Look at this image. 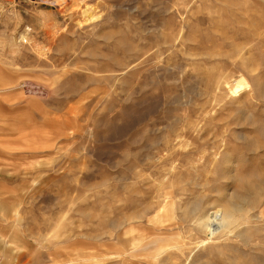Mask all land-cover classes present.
I'll return each instance as SVG.
<instances>
[{
	"label": "rangeland",
	"instance_id": "obj_1",
	"mask_svg": "<svg viewBox=\"0 0 264 264\" xmlns=\"http://www.w3.org/2000/svg\"><path fill=\"white\" fill-rule=\"evenodd\" d=\"M0 263L264 264V0H0Z\"/></svg>",
	"mask_w": 264,
	"mask_h": 264
},
{
	"label": "crops",
	"instance_id": "obj_2",
	"mask_svg": "<svg viewBox=\"0 0 264 264\" xmlns=\"http://www.w3.org/2000/svg\"><path fill=\"white\" fill-rule=\"evenodd\" d=\"M12 243H15V242H12ZM0 264H4V263H0Z\"/></svg>",
	"mask_w": 264,
	"mask_h": 264
}]
</instances>
